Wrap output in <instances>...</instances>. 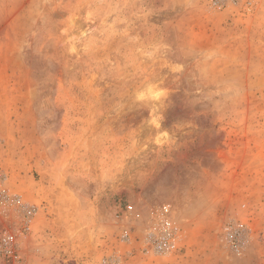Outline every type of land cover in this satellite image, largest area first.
<instances>
[{"label":"rangeland","instance_id":"1","mask_svg":"<svg viewBox=\"0 0 264 264\" xmlns=\"http://www.w3.org/2000/svg\"><path fill=\"white\" fill-rule=\"evenodd\" d=\"M5 235L0 264H264V0H0Z\"/></svg>","mask_w":264,"mask_h":264},{"label":"built area","instance_id":"2","mask_svg":"<svg viewBox=\"0 0 264 264\" xmlns=\"http://www.w3.org/2000/svg\"><path fill=\"white\" fill-rule=\"evenodd\" d=\"M131 208V206H129ZM29 214H30V210ZM122 239H129L128 232H123ZM178 229L172 221H160L150 226L142 237L141 251L151 255H164L176 249ZM14 247V236L5 235L0 240V254L11 255ZM103 264H118L115 260H104Z\"/></svg>","mask_w":264,"mask_h":264}]
</instances>
